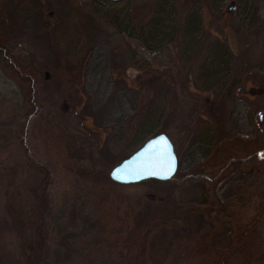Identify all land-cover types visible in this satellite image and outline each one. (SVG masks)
<instances>
[{
  "label": "rangeland",
  "instance_id": "374dc122",
  "mask_svg": "<svg viewBox=\"0 0 264 264\" xmlns=\"http://www.w3.org/2000/svg\"><path fill=\"white\" fill-rule=\"evenodd\" d=\"M0 46V247L45 180L51 264H264V0H0ZM159 133L169 181L107 179Z\"/></svg>",
  "mask_w": 264,
  "mask_h": 264
},
{
  "label": "trees",
  "instance_id": "16d2710c",
  "mask_svg": "<svg viewBox=\"0 0 264 264\" xmlns=\"http://www.w3.org/2000/svg\"><path fill=\"white\" fill-rule=\"evenodd\" d=\"M9 55V51L0 46V57L2 62L6 66L15 68L17 64L11 60ZM16 71H19V69ZM21 76L22 78L23 76L30 77L26 74H22ZM107 179L112 183H116L111 178L107 177ZM45 184L46 181L43 180L41 186H36L34 205L30 210H26L23 206L18 204L19 195L17 193H12L11 196L10 193H8L6 210L9 219H11L12 229L9 231L13 232V237L17 239V246L15 250L0 247V264H51L46 255V245L48 241L46 223L48 200L45 195L46 191L43 189ZM199 208L201 207L191 205L189 206V210L185 212L188 215H198L202 213V211L197 212ZM158 218L162 219L160 223H167L170 217L161 214ZM178 218L181 217L178 215L177 219ZM170 219L172 220L173 218ZM181 220L183 219H178V222L181 223ZM130 228L134 227H131L130 224L126 226L127 230ZM4 247H7V245L4 244Z\"/></svg>",
  "mask_w": 264,
  "mask_h": 264
},
{
  "label": "water",
  "instance_id": "95a60500",
  "mask_svg": "<svg viewBox=\"0 0 264 264\" xmlns=\"http://www.w3.org/2000/svg\"><path fill=\"white\" fill-rule=\"evenodd\" d=\"M178 163L173 142L166 133H159L112 168L110 178L119 184L148 179L166 181L176 174Z\"/></svg>",
  "mask_w": 264,
  "mask_h": 264
}]
</instances>
